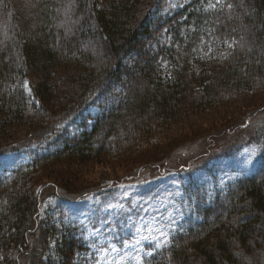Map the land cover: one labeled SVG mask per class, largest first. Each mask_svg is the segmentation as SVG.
<instances>
[{
    "label": "trees",
    "instance_id": "16d2710c",
    "mask_svg": "<svg viewBox=\"0 0 264 264\" xmlns=\"http://www.w3.org/2000/svg\"><path fill=\"white\" fill-rule=\"evenodd\" d=\"M164 7L0 0V153L26 157L0 173V264L86 262L80 223L64 214L38 220L49 187L39 169L70 178L105 153L129 160L187 139L203 118L224 121L264 101V0ZM109 190L97 185L72 199ZM202 192L184 189V228L141 264H264V157L211 200Z\"/></svg>",
    "mask_w": 264,
    "mask_h": 264
},
{
    "label": "rangeland",
    "instance_id": "374dc122",
    "mask_svg": "<svg viewBox=\"0 0 264 264\" xmlns=\"http://www.w3.org/2000/svg\"><path fill=\"white\" fill-rule=\"evenodd\" d=\"M180 1L166 0L162 12ZM257 99L231 110L225 122L203 118L187 139L157 143L129 160V153H105L72 171L70 178L53 168L39 169L38 180L49 181V187L41 194L38 220L64 214L80 223L89 248L85 264H141L184 228L186 187L201 188L211 200L215 192L256 169L264 157V101ZM256 108L247 122L233 124ZM25 160L20 151L0 153V173ZM152 162L157 163L138 167ZM134 170L135 177L118 181ZM97 185L110 190L72 199Z\"/></svg>",
    "mask_w": 264,
    "mask_h": 264
},
{
    "label": "snow or ice",
    "instance_id": "6c2138e0",
    "mask_svg": "<svg viewBox=\"0 0 264 264\" xmlns=\"http://www.w3.org/2000/svg\"><path fill=\"white\" fill-rule=\"evenodd\" d=\"M220 2H221V0H217V3H220ZM209 6H210V7H215V4H210ZM227 7L231 8L232 5H231V4H228ZM166 238H167V237H165V239H166Z\"/></svg>",
    "mask_w": 264,
    "mask_h": 264
}]
</instances>
